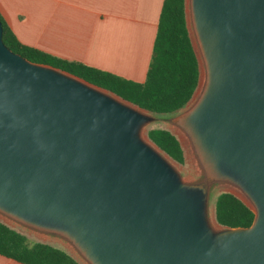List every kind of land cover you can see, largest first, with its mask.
<instances>
[{"label":"water","instance_id":"95a60500","mask_svg":"<svg viewBox=\"0 0 264 264\" xmlns=\"http://www.w3.org/2000/svg\"><path fill=\"white\" fill-rule=\"evenodd\" d=\"M186 16L200 82L165 120L193 182L146 138L157 115L15 54L0 21V222L86 264H264V0H186ZM216 189L250 227L217 223Z\"/></svg>","mask_w":264,"mask_h":264},{"label":"trees","instance_id":"16d2710c","mask_svg":"<svg viewBox=\"0 0 264 264\" xmlns=\"http://www.w3.org/2000/svg\"><path fill=\"white\" fill-rule=\"evenodd\" d=\"M4 44L30 62L50 66L107 90L151 114L174 115L192 101L200 82L199 62L192 45L186 0H164L146 80L134 82L79 62L69 61L22 44L0 14ZM147 136L178 164L184 150L169 130L154 128ZM215 219L226 228H248L255 214L241 200L221 193L214 200ZM0 255L21 264H80L62 248L29 243L26 235L0 222Z\"/></svg>","mask_w":264,"mask_h":264},{"label":"crops","instance_id":"0c3cea01","mask_svg":"<svg viewBox=\"0 0 264 264\" xmlns=\"http://www.w3.org/2000/svg\"><path fill=\"white\" fill-rule=\"evenodd\" d=\"M164 0H0L24 45L142 83ZM0 264H21L0 255Z\"/></svg>","mask_w":264,"mask_h":264},{"label":"rangeland","instance_id":"374dc122","mask_svg":"<svg viewBox=\"0 0 264 264\" xmlns=\"http://www.w3.org/2000/svg\"><path fill=\"white\" fill-rule=\"evenodd\" d=\"M189 27H190V30H191V25L190 24H189ZM194 101H195V97L189 103L188 107H190L193 104ZM156 117L159 120L157 122L149 125L148 127H146V129L144 131L146 138H147V132L149 130H151V129H154V128H162V129H166V130H169L172 133H174L177 136V138L179 139V141L181 142L182 146H183L184 154H185V163L181 165V164H178V163H176V162L171 160L172 163L174 164L176 169L180 172V174L182 175L184 181L193 182V181L199 179V174H198L197 168L194 165L193 154L191 153V150H190V147L188 145V142H187L186 138L184 137V135L182 134V132L179 129H177L176 127H174L173 125H171L169 122H167L165 120L166 117H158V116H156ZM220 193H221V190L220 189H216L214 191V194L212 195V199H211V202H212V206H211L212 217H213V214H214V205H213V203H214L215 197L217 195H219ZM15 229L17 231L21 232L22 234L26 235L30 244H33L35 242H42V243H47V244L62 248L63 250H65L69 254H71L80 264H86V262H84L77 254H75L72 249H70L67 245H65V243H62V242H60L58 240H54V239H50V238L47 239V238L40 237V236H38V235H36L34 233H30L29 231H27L25 229H22V228L15 227Z\"/></svg>","mask_w":264,"mask_h":264}]
</instances>
